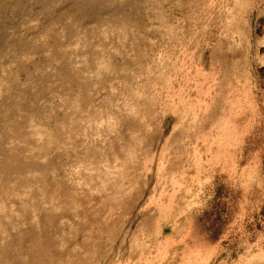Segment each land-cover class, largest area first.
<instances>
[{
	"label": "rangeland",
	"instance_id": "374dc122",
	"mask_svg": "<svg viewBox=\"0 0 264 264\" xmlns=\"http://www.w3.org/2000/svg\"><path fill=\"white\" fill-rule=\"evenodd\" d=\"M0 264H264V0H0Z\"/></svg>",
	"mask_w": 264,
	"mask_h": 264
}]
</instances>
